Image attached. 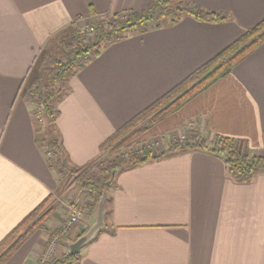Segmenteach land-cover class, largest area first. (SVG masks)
Here are the masks:
<instances>
[{"label": "crops", "instance_id": "obj_1", "mask_svg": "<svg viewBox=\"0 0 264 264\" xmlns=\"http://www.w3.org/2000/svg\"><path fill=\"white\" fill-rule=\"evenodd\" d=\"M151 1L0 0V241L47 200L61 202L50 222L56 229L66 202L82 195L74 184L61 188L39 144L41 109L26 101L48 83L43 58L72 24L82 30ZM188 1L231 19L185 17L107 44L70 81L56 123L70 166L90 165L117 130L264 20V0ZM192 128L264 155V44L150 132L167 138ZM108 199L106 231L81 251L80 264H264V173L241 184L219 157L187 151L118 174ZM96 214L92 207L79 233ZM45 239L36 231L6 264H37Z\"/></svg>", "mask_w": 264, "mask_h": 264}, {"label": "trees", "instance_id": "obj_2", "mask_svg": "<svg viewBox=\"0 0 264 264\" xmlns=\"http://www.w3.org/2000/svg\"><path fill=\"white\" fill-rule=\"evenodd\" d=\"M185 17L214 24L224 23L231 19L223 13L208 12L188 0H152L142 11L129 10L114 15L96 17L94 23L90 24L94 29L93 41L82 34V30L76 23L72 24L70 29L65 30L58 38L60 44H55L51 48L52 50L47 52L43 58L41 69L48 75V83L46 85L38 83L26 95V101L41 109L43 113V125L37 130V134L43 136V140H39V144L46 153H51L50 169L61 179L64 172L75 174L86 168L70 166L56 128L60 115L57 105L69 95L70 81L100 54L105 45L121 42L134 34H143L153 27L161 29L175 25ZM263 44L264 20L257 26L246 30L241 38L110 136L99 147V156L91 163L97 169V174L93 175L94 180L87 182L84 179H78V184L84 191L98 195L96 209L103 192L109 191L115 185L114 181L110 187L106 186V182L111 179L114 171H116L117 177L122 172L159 162L187 151H202L219 157L224 161L232 179L241 184L252 183L257 176L264 173V155L254 154L246 143L217 137L210 145L203 139H192L198 133L195 129L187 134L189 139L186 142L171 145L166 151L149 150L143 145L141 151L135 147L146 133L214 86L227 76L236 64ZM46 136H49L50 139L48 140ZM190 141L194 142L190 143ZM48 202L49 200L44 201L0 241V264H6L32 234L43 228L42 223L54 210L38 217L32 226L26 229ZM88 229L80 232L76 238L82 236ZM105 231L106 229L102 230L96 239ZM80 262L81 252L74 257L67 253L61 264H80ZM57 263L60 264V262Z\"/></svg>", "mask_w": 264, "mask_h": 264}, {"label": "rangeland", "instance_id": "obj_3", "mask_svg": "<svg viewBox=\"0 0 264 264\" xmlns=\"http://www.w3.org/2000/svg\"><path fill=\"white\" fill-rule=\"evenodd\" d=\"M89 26H90L89 23H87V22L83 23V25H82V34H84V33L87 34L86 31L89 29ZM89 39L91 41H93L94 35H90ZM53 47H51V48H53ZM42 117H43V115H42ZM197 132L198 133H196V136L194 138H192V139H195V140L203 139V140H205L207 142V144H210V145H211V143L214 142L215 137H213V138H211V140H209V139L206 138V136L202 135L199 131H197ZM187 134L188 133H186L184 131H181V132L178 133L177 136L167 137L166 138L165 136H162L160 134H155L154 132H148L136 143L135 147H136V149H139V147H143L144 146V147H146L149 150L166 151V150L169 149V147L171 145H174V144H177V143L186 142V140L189 139L187 137ZM194 141H190V143H193ZM239 142H241V141H239ZM85 167L86 168L84 170H82V171H80L78 173H75V174H68V173L64 172V175L62 176L63 178L61 179V183H62L61 188L65 190L66 186L67 187H72V184H74L73 190H76L77 187L80 188V190H76L75 192L79 191L82 195L80 196V198L75 199V200L76 201H81L83 204H87L86 209L91 212L92 207H96L97 200H98L99 197H98L97 194H91V193H88V192L84 191L82 189V187L78 184L79 183L78 179H80V180L84 179L87 182H89L90 180L91 181L94 180V176L93 175L97 174V169H95L96 166L92 165V164H90L88 166H85ZM115 178H116V176H115ZM110 180L111 179H109L106 182V184L108 182H110ZM114 181H115V179L110 183V185L108 187H110L113 184ZM110 189H112V188H110ZM106 192L108 193V191H106ZM58 201H59V203H61L59 199L58 200L56 199L55 201L51 200V203L48 202L42 208V210L39 212L38 216L33 219L31 224L26 229L30 228L38 217L44 216L47 212H51L53 210L55 211L57 209V206H58L57 205ZM71 201H74V200H71ZM52 217H53V213L50 216L47 217V219H46V221L44 223H42L43 224V228L40 229L41 232L43 233L44 238H46V239L44 240V249H43L42 253L39 254V256H38L37 264H48L49 261H50L51 264H58L57 262H60V264H61V262H63L65 260V256L68 253V249L64 245V242L71 241V240L74 241L75 239H77L75 234H74V230H75V227H74L72 233L69 236L61 237L59 239V241H58V245H62L64 247V249H62L64 253L62 255H59V253L57 254V250H56L57 247H56L54 253L51 256H49V258L46 260L45 263H43L42 260H43L44 254L46 253V251L48 249V246H49V244L51 242L52 237L55 234H57L59 232V230L63 227V225L65 224V222H66V220L68 218V215H67L66 209H65L64 217H63V220H62V224H61V226L56 227V229L55 228H51V227H53V225L50 223ZM77 233H79V226L77 228Z\"/></svg>", "mask_w": 264, "mask_h": 264}, {"label": "built area", "instance_id": "obj_4", "mask_svg": "<svg viewBox=\"0 0 264 264\" xmlns=\"http://www.w3.org/2000/svg\"><path fill=\"white\" fill-rule=\"evenodd\" d=\"M87 34H85L88 38L90 35H94V29L92 26H89V29L86 31ZM39 120L40 123L42 121V116H41V112H39ZM139 150H143V148L139 147ZM47 157L50 158L51 157V153H46ZM85 201V200H84ZM87 204H83L81 201H67L66 202V213L68 215V218L65 222V224L63 225V227L59 230V232L57 234H55L52 239L51 242L48 246V249L46 251V253L44 254L43 257V263L46 262V260L49 258V256H51L57 245H58V241L61 237H67L69 236L72 231L73 228L75 227L74 230V234L75 236L77 235V228L78 226H80L85 220L86 218L89 216L90 211H88L86 209Z\"/></svg>", "mask_w": 264, "mask_h": 264}, {"label": "water", "instance_id": "obj_5", "mask_svg": "<svg viewBox=\"0 0 264 264\" xmlns=\"http://www.w3.org/2000/svg\"><path fill=\"white\" fill-rule=\"evenodd\" d=\"M115 176H116V171L112 173L110 182L106 184L107 187L115 179ZM107 200H108V193L104 191L98 203L95 222L91 225V227L87 230L86 233H84L76 240L68 242L66 244L69 256L74 257L80 254V252L85 247H87L90 243H92L96 239V237L99 235V233L102 230L107 228V224H106Z\"/></svg>", "mask_w": 264, "mask_h": 264}]
</instances>
